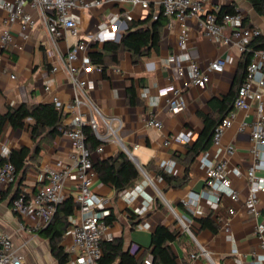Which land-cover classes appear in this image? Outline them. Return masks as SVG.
<instances>
[{"label": "crops", "instance_id": "obj_1", "mask_svg": "<svg viewBox=\"0 0 264 264\" xmlns=\"http://www.w3.org/2000/svg\"><path fill=\"white\" fill-rule=\"evenodd\" d=\"M3 1L7 0H0V33L8 29L13 38L7 46H2L0 42V113L7 112L9 106L18 103H54V97H58L62 103L63 122L69 129L73 127L77 114L73 107L75 96L80 94L84 101L81 106L84 119L88 121L95 116L99 133L103 136H100L102 150L93 151L92 157H107L127 149L126 152L142 170V177L121 192L104 184L95 170L91 174L92 189L108 198V211L115 215L113 222L104 230L103 241L122 238L126 250L142 256L146 261L151 258L152 233L162 223L178 227L182 232L170 243L180 264H211L205 255L200 254V246L210 252L217 264H236L237 260L242 264H264V260L257 259L263 250L256 232L257 222H264V192L256 193L260 210L258 218L245 205L250 191L246 174L260 158L264 160V152L260 156L253 152L251 137L258 100H251L248 110L233 107L231 111H234L235 118L232 126L225 130L219 144L212 143L196 157L190 166L189 180L183 187H167L166 181L158 178L155 169H143L144 165L153 163L161 167L175 161L174 153H184L186 146L196 141L204 129L203 116L220 115V103L230 94L237 74L242 55L238 48L216 42L206 35L197 16L183 21L188 30V41L180 45L178 36L182 23L175 17H167L158 49H153L137 62L133 61L131 52L124 51L120 63L108 69V77H104L95 65L90 64L91 67L85 69L81 61L83 52H80L73 64L77 70L75 75L87 82L86 93L92 102L88 103L76 89L72 74L64 65L68 50L79 41L85 42L88 50L95 42L101 47L106 41H120L130 21L143 19L147 10L107 0L100 6L77 10L80 15L78 34L65 31L61 37L53 39L40 13L29 5L26 10L38 21L33 29H23L19 22L9 23ZM160 1L151 0V6L156 11L161 9ZM213 6L220 9L233 7L242 12L247 17V24L258 26L264 36V14H258L249 0H212L208 9ZM126 13L131 15V19L126 17ZM224 32L229 33V29ZM218 57L226 60L222 72H211L210 81L203 88L192 84L185 87L189 82L188 58L206 68ZM180 69L184 70L183 75H180ZM130 84L134 85L140 99L138 104L128 101ZM174 86L182 88L186 97L187 106L182 111L169 109L168 100L173 96L171 88ZM92 104L101 114L95 111ZM151 116L161 120L162 126L148 125L147 119ZM243 121L247 122V126L240 130ZM34 124L36 120L33 117H28L19 128L7 123L0 133V157L6 150L32 148L31 127ZM180 133L183 134L182 139L177 137ZM228 145L234 148L231 154L226 151ZM42 147L40 155L28 161L23 176L18 175L8 184L0 183V234L7 233L12 237L23 264H59V261L53 253L50 239L40 234L37 220L14 208L15 195L25 194L30 199L46 185V166L62 163L61 168L70 170L65 181L69 190L75 189L81 174L72 159L74 141L68 135L63 133L51 137L42 143ZM221 159L227 161L226 173L239 193L237 201L224 194L218 199L216 191L207 183L204 162ZM236 167L240 174L234 173ZM172 173L183 176V164L175 161ZM255 173L263 176L264 168H257ZM229 208H234L235 213L229 214ZM175 213L191 226L195 238L183 229ZM208 213L218 224L217 231L201 229L196 220V217ZM76 218L77 210L69 217L71 225ZM70 226L60 239V244L69 253V259L74 256Z\"/></svg>", "mask_w": 264, "mask_h": 264}, {"label": "built area", "instance_id": "obj_2", "mask_svg": "<svg viewBox=\"0 0 264 264\" xmlns=\"http://www.w3.org/2000/svg\"><path fill=\"white\" fill-rule=\"evenodd\" d=\"M107 0H7L2 5L6 10V20L9 23L19 22L23 29H33L38 21L32 13L26 10L29 5L32 9L38 11L43 18V22L53 39L61 37L65 31L73 34L79 33L80 15L77 10H87L92 7L100 6ZM118 2L119 4H132L140 6L144 10H148L151 0H109ZM212 0H161V10L167 17H175L181 23L178 42L180 45L186 44L188 41V30L183 21L187 17H199V25L205 34L210 36L216 42L234 45L242 53L246 49L247 43L254 37L261 35V29L256 25H247L244 22V14L242 12L223 13L218 16L220 10L218 6L208 9V4ZM126 17L131 19V15L126 13ZM157 17L156 15L154 16ZM116 18H113V20ZM228 28L229 33L224 30ZM13 35L10 30L5 29L0 33V42L2 46H7L12 42ZM80 52H83L81 61L85 69H89L90 61L88 57V46L85 42L79 41L68 50L64 59L66 69L72 74L73 83L81 95L85 96L88 103H92L86 93L87 82L77 77L75 60L79 58ZM187 72L189 82L185 87L192 84L198 87H205L210 81L211 72H222L226 65V60L222 57L212 60L206 68L201 67L195 60L188 58ZM184 74V70L180 69V75ZM49 88V86L47 87ZM173 96L168 100L169 109L172 111H182L187 106L184 91L180 87H172ZM76 94L75 104L73 107L77 110V114L73 120V127L64 129L63 133L68 135L74 141L72 151V159L74 164L80 169L79 180L74 190H69L65 186L66 178L70 170L61 168L62 163L56 166H46L44 168L46 185L40 187L30 199L25 194H21L13 201L14 208L24 215L32 216L37 220V227H46L53 219L57 207L68 196H73L74 200L79 204L78 218L73 221L69 228V233L73 236V246L71 248L74 256L70 258L67 264H101V258L104 250L102 241L104 238V230L108 226L104 217L109 214L107 205L108 198L96 193L92 189V173H94L92 152L86 147L85 135L82 126L89 123L96 131L97 135L103 137L99 133V123L95 116L88 121L84 119L81 106L83 100ZM264 47L258 49L248 64L247 75L238 89V94L234 101V107L237 109L248 110L251 107V100H258L255 108L256 119L251 132L252 141L254 143L253 152L256 156L262 155L264 152ZM54 104L58 109L62 108V103L58 97H54ZM95 111L101 114L99 109L92 104ZM235 118L234 111H231L216 126L213 134V144H219L226 129L230 128ZM147 124L155 127H161L162 122L155 116L147 119ZM247 122L243 121L239 129L244 130ZM182 139L183 134L177 135ZM99 151L102 147L97 148ZM126 149V148H125ZM128 152V150L126 149ZM228 154L233 153L234 148L228 145L226 148ZM10 151H5L3 157L8 158ZM175 161H171L169 165L163 164L161 167L169 172H173ZM204 165L207 169V183L211 189L219 195L230 196L233 200H239V193L233 187L231 179L227 176V161L224 159L213 161L206 160ZM257 168H264V160L260 158L259 162L251 167L246 176L250 186V191L245 199V205L255 218L260 216L258 209V200L256 193L264 192V175L258 176L255 171ZM235 174H240L239 168L233 169ZM150 182L152 180L145 173ZM158 178L162 179L160 174ZM16 179V167L11 161H6L0 165V183L8 184ZM235 209L229 208V214H234ZM181 226L188 231L194 238V232L191 226L176 213ZM256 232L261 240L263 252L257 257L259 261L264 260V222H257ZM200 254L205 255L211 264H217L210 252L200 246ZM193 256H196L195 254ZM0 264H23L21 256L15 248L12 237L7 233L0 234ZM146 264H151V258L146 260ZM236 264H242L237 260Z\"/></svg>", "mask_w": 264, "mask_h": 264}, {"label": "trees", "instance_id": "obj_3", "mask_svg": "<svg viewBox=\"0 0 264 264\" xmlns=\"http://www.w3.org/2000/svg\"><path fill=\"white\" fill-rule=\"evenodd\" d=\"M249 2L258 14H264V0H249ZM226 12L235 13L240 11L233 7L221 8L217 14L221 16ZM155 15L157 16L156 18L154 17ZM167 22L168 18L163 14V11L161 9L156 11L150 5L143 19L130 21L128 30L120 41H106L101 47L98 46L97 42L93 43L88 50L90 64L100 68L104 77H108V69L120 63L124 51L131 52L133 61L137 62L142 56L150 54L153 49H158L161 31ZM244 22L247 24L245 15ZM263 47L264 36L262 34L252 38L247 43L246 49L242 52L239 59L237 74L230 94L220 103V115H204V129L196 141L188 144L184 153H174L175 161H179L184 166L183 176L169 173L162 167L154 166L153 163L144 165V170L148 171L150 167L155 169V172L160 174L166 181L167 187H183L188 182L191 164L196 157L212 145L216 126L234 107L239 86L247 75L248 64L252 60L254 53ZM128 101L130 104H138L140 102L133 84L128 87ZM28 117H33L36 120V124L31 127L34 146L32 148L13 149L8 158L0 157L1 165L6 161H11L15 165L16 178L18 175L23 176L25 174L30 159H36L40 155L44 141L63 134L64 129H68V126L63 122L64 113L54 103L27 104L23 102L9 106L7 112L0 113V133L7 123L14 128L21 127ZM82 130L85 135V144L89 151L93 152L103 144V140L100 139L89 123L83 124ZM92 159L94 170L98 174L99 179L117 192L128 189L142 177V170L124 150H120L111 156L97 157L95 159L92 157ZM18 195L16 194L14 199ZM78 208L79 204L74 200L73 196H68L58 205L52 221L46 227L39 229L43 237L50 239L53 253L57 257L59 264H66L69 260V253L60 244V239L71 225L69 217L73 216ZM104 219L108 224H111L115 219V215L111 211ZM196 220L199 222L201 229L218 230V224L211 213L196 217ZM180 235H182V232L178 227H171L162 223L158 224L152 233V242L149 248L151 249V264H180L177 260L178 256L170 246V243ZM102 247L104 253L101 258V264H146L142 256H137V254L124 248L122 238L102 241Z\"/></svg>", "mask_w": 264, "mask_h": 264}]
</instances>
